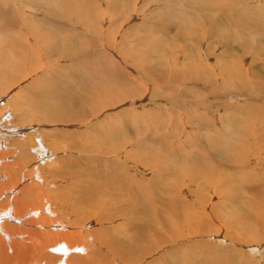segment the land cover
<instances>
[{
  "label": "rangeland",
  "instance_id": "obj_1",
  "mask_svg": "<svg viewBox=\"0 0 264 264\" xmlns=\"http://www.w3.org/2000/svg\"><path fill=\"white\" fill-rule=\"evenodd\" d=\"M131 1L132 2H130V0H0V59H2L3 57V59H6L8 61L15 62L18 60L21 63V66L24 67L20 76V81L22 84H25L26 82H33L31 80L37 79L38 77L39 79H43L45 78V75L46 77L52 76L56 79V74L58 75L61 73L62 76L67 75L77 77L79 75V78L75 84L81 85L91 83V81H96V83L104 85L111 84L112 81L115 84H117V82L125 81L126 86L129 90V93L127 92L128 96L122 97L126 102L124 101V103L123 101H116L115 103L114 101L112 104V108L111 106L107 107L109 108V110H107L106 107V109L102 108L103 104L99 105L100 107L97 108L98 110L94 111H88L85 108L86 111L84 110V112L86 116L85 120H82L84 122H81V124H76L75 122L73 123L72 128L67 129V126L69 125L65 127L64 125L66 124L48 125L39 122L40 124L37 123L38 125H35L36 129L30 131H37L42 135L46 133L55 136H60V134L62 135L64 133L67 134L69 131H71V133H73L74 135L79 134V138L74 139V142L81 143V145L87 146L88 149H90L88 156H84L86 160L84 159V157L80 156L81 152H76L75 150L74 152L73 150L67 151V149L63 150L62 147L59 150H55L54 148L47 146L46 144L39 146L36 142L35 146L31 147V149L27 146L24 148L19 147V145L21 146V144L23 143V140L26 136L17 135L13 130L17 127V124L14 122L16 121V116L22 113L20 110H17V107H15L17 102L16 100H18V95L22 93V84L20 83L19 86L14 85L12 87L16 88L13 89L11 87V89H8L5 94H0V97H3H1L0 99L2 101L0 103V174L2 175H0V178L2 177L0 179V193L2 194H0V205L2 204L0 207V242L2 243H0V264H16L15 260H10V255L15 256L16 260L20 261L17 262V264H58L54 260V258H64L63 260L65 264H80L85 261H91L90 264H108L109 261L107 260L112 256V258H114L116 261L114 260V262L110 264H196V262L204 263L206 259L211 261V259L214 258L216 264H227L224 256H226V252L228 254H232V252L228 250L229 247L235 249L238 252H242L245 254L248 253L247 255L250 257V259L255 262L264 261V240L261 243H252L251 245H247L248 243H246L245 240H240L238 241L239 243L233 244V241L228 239L227 233L229 234V232H231L230 234H232L236 231V235L237 233L239 234V228L237 227H220L221 233L219 231V233L217 232V234L216 231H213L211 237H206L200 242L198 240L197 242L194 239V237L197 236H192L191 238L193 239L186 237V240L184 239L169 243V240L171 241L172 239H177L176 233H173L172 235V232H166L163 234L164 237H161L162 239L160 237L156 238L154 232L159 229H155L153 227V232H149V229L147 228V226L149 225L148 223L145 224L146 220H144L139 215L136 216V214L134 213H124L125 215L122 214V217H117L109 222L99 223L96 218L92 217L93 219H91L87 217L89 215V213L86 212L88 210L87 205H85V207L84 205L81 207V212L79 210H76L78 214L75 215V213L73 214L75 209L73 207H70L69 202L65 203V200L70 201V194L73 195V190L63 188L67 179L65 173L76 170L82 175H85L83 176L82 181H84L85 179V181L88 180V176L86 175H88L90 171L94 172L95 170H97L95 173L99 172L100 170L102 172H106L110 174V176L115 178H112L113 181H121V183H125L124 189H126L127 191L130 188H135V185L136 188L138 187V190L142 189L139 190L137 194L142 198L145 196L139 194L140 192L145 191V189L146 191L148 189L147 192H149L150 188L156 187L159 184L154 181H146L148 180V178L153 179L155 178V176H159L160 174V176H157L156 178H160L162 182H172L171 177L167 175L163 167L156 168V170L149 169L150 164L146 161H143L144 157L142 155L143 153H141V149L145 148L150 149L151 153L154 152L155 155H157L156 158L158 160H161V158L163 160L170 159L171 157H169L170 155L168 153H173L179 150L180 154H190L191 157H188H190L191 160L200 158L199 156H201L202 159L206 162L204 164H207L209 160L206 161V159L212 156L209 154V152L212 150H216L218 153L216 151L214 153L216 155L220 154L219 158L221 157L220 160L218 157L215 159L216 163L218 162L217 164L221 165L220 170H222L224 173L229 172V174H232L233 177L240 176V181H238L237 183H234L232 180H229V182H227L230 184L232 183L234 187L230 186L232 188V191L229 194H226V197L223 195V199L219 198L220 201L224 204L219 203L217 197H212L214 201L212 202V204H222L223 206L218 205L217 207H219L220 210H222V208L225 209L226 212H229L230 210L236 212L237 209L243 210L244 208H246L245 206H248L249 202L254 198V196L257 198V196L260 194V190L264 187V183L262 184V182H264V177H262V174L264 173V170H262L264 169V158H262L264 157V150H261L264 149V0ZM71 4L74 6H76L77 4H81L82 6L77 5L75 11L73 9L74 6H72ZM129 4H131V6ZM57 6H59V9L64 6L66 10L71 9L72 11H69L70 14H59V9L53 10V8H56ZM77 9L80 13L77 12ZM87 10H90L89 12L93 13V15L89 17L86 16V19H83L85 11ZM75 12H77L78 14H75ZM80 14L82 18L80 17V20H77ZM5 17H7L10 21ZM237 18L240 19L238 20ZM84 20L87 21L82 22ZM185 20L186 22L182 23V21ZM199 20L201 21L200 23H202L201 25L198 22ZM194 21H196L197 24H195ZM186 24L189 26H187ZM238 31L239 33L236 34V32ZM30 33H32V35ZM33 36L34 38H32ZM6 39L9 41V43H6ZM34 39L35 41L33 42ZM114 40L116 41L114 42ZM15 41H17L18 43H15ZM7 44L10 46H8ZM21 44H23L25 47H23V45ZM35 44L38 45L39 49ZM12 47L15 48L16 52L13 51ZM70 50L73 51L71 52ZM196 55L198 56L196 57ZM183 62L185 64H183ZM146 63L148 66L146 65ZM151 63H154L152 65V68ZM168 63L170 64V66L172 65V69ZM201 65L204 69H209L208 71L210 72L204 70L202 73V70L199 69L202 67ZM163 66L165 67V69ZM48 67L50 68L49 70ZM190 67L192 68V70ZM34 68H36L37 70ZM46 69L49 72L46 71ZM145 70L147 71V75H145L144 73ZM45 71L48 73H46ZM195 72L198 73L197 76ZM239 73L242 77L238 76ZM200 75L203 77H201ZM205 77H208L207 79H210L211 81L206 80ZM202 78L205 79V81L203 79L205 83L201 81ZM206 81L209 84H207ZM57 82H60L59 79H57ZM165 85L166 87H164ZM205 85H212V87H210L213 89H211L210 87H206ZM216 85L218 88H220L221 91H216L218 89H216ZM205 87L207 90L205 89ZM80 89H84V87L81 86ZM145 89L150 92H147ZM211 92L214 93V96L211 94ZM135 94L137 98L136 100H133L135 98L131 97H135ZM240 94H242V96H240ZM207 95H209V97ZM128 99L132 100L129 101ZM162 100H164V102ZM155 101L156 103H154ZM214 101L215 103H213ZM172 102L173 104H171ZM92 103L95 104V101H93ZM202 103H204L205 105ZM252 103L254 106L252 105ZM201 104L204 105L202 106L203 108L201 107ZM208 104H210L211 106H209ZM241 107L242 109H240ZM253 107H256V109H254ZM252 109L256 110L255 112L258 115ZM203 110H205V112ZM206 110L208 111L207 113ZM201 111H203V114L201 113ZM204 113H206V115ZM9 115L13 116L10 117ZM21 115L27 116L28 113L27 111H25ZM12 118L15 120L13 121ZM86 120H88L89 122ZM251 122H255L256 124ZM30 125L31 122L25 124V126ZM237 126L239 127L237 128ZM159 127L161 130L158 129ZM235 127L238 132H242L245 134L244 137L242 135L238 140V142L242 140L241 149L246 150L245 152H249L244 158H240L241 154L238 156L236 155V153H234L232 156L230 152H228L229 150H226V148L228 147L226 143H231V141L229 140L230 138L228 139L227 137H225L224 141L221 138L223 137L222 134H224L225 132L229 133V131L231 130H236ZM86 131L88 132L86 133ZM256 131L258 132L257 134H255ZM163 132L165 133L163 134ZM245 132L247 133V135ZM260 133H262L261 136ZM89 134L91 136L93 135V138ZM158 134L161 137V140L156 139V137H158ZM230 134H232V131ZM236 134L237 131H235L234 135L236 136ZM95 135L96 137H94ZM255 136L258 139H256ZM259 136H263V140L260 139ZM96 139H99L100 142L103 141V145ZM77 140L80 141L78 142ZM112 140L115 142H112ZM220 140L222 143L220 142ZM254 140L256 141L255 143H253ZM129 143L134 144L132 145V148L130 147ZM167 143H171L172 145H168ZM148 144H150V146H148ZM254 144H257L256 147ZM261 144L263 146H261ZM99 145H102L104 147L107 146V148ZM126 145H128L130 149H127ZM155 145L158 146L159 150H157ZM173 145L177 148L170 150L172 149L171 147ZM259 145L260 147H258ZM44 146L46 147V149L44 148ZM47 147H49V151ZM161 147L164 149L169 148V150L165 149L166 151H164ZM125 148L127 150L126 153H129V151L133 152L132 156L130 155L128 157V155L125 154ZM258 148L260 150H258ZM132 149L133 151H131ZM17 150L20 151L19 155ZM24 150L25 152L31 150L33 154L28 156L27 154H24ZM218 150L222 151V153ZM45 151L46 154L44 153ZM64 152H67L70 155L68 156V154ZM21 153L23 154L20 158ZM74 153H77L78 155H75ZM206 153L207 155L205 156ZM255 153H257L256 156ZM259 153L261 155L263 154V156H261ZM108 154L112 155L109 156ZM123 154L126 157H122ZM140 154L142 155V157L140 156ZM77 156L80 157L79 160L77 159ZM113 156L115 157V159H113ZM138 157L140 158V161ZM68 158L72 163V166L64 165V162ZM141 158H143V160ZM29 159H31L32 161H28ZM123 159H125L127 163L125 162V160L123 161ZM17 160H19L17 162L19 165L16 163ZM77 160L80 162H78ZM91 160L93 164L91 163ZM114 160L117 161L115 162ZM134 160H136V164H134L135 162L133 163ZM183 160V158L182 160L180 159L181 162ZM185 160L184 163L186 162L188 164L190 162L189 160L187 161V159ZM257 160L258 162H256ZM221 161H223V163ZM73 162L78 163L79 167H75L76 170H74ZM243 162L245 163L243 164ZM50 163L54 165V167L51 166ZM102 163H104V167ZM82 164L83 166H80ZM241 164L243 165V168H241ZM16 165H18V167ZM5 167L8 170H6ZM69 167L72 169L71 171L66 170ZM116 168L118 170H116ZM39 169L41 173H39ZM223 169H225V171ZM27 170L28 176L26 177ZM144 170L146 171V174H148V176L143 175V173L145 172ZM161 170L162 172H160ZM121 172L123 176H121ZM8 174H10V176ZM129 175L133 177L131 178ZM257 177L260 180L259 182L255 181V178ZM246 178H249V180H247ZM200 179L201 178H198V181H200ZM204 179L202 178V180ZM205 180L208 179L206 178ZM234 180L236 181L238 179L235 178ZM136 181L139 182L136 183ZM184 182L185 184L189 183L187 181ZM257 183L259 185H257ZM139 184H145V186L139 187ZM179 184L183 185L182 183ZM189 184H191V182ZM130 185L131 187H129ZM26 186L30 187V191L28 188H26ZM239 186H243L242 190ZM114 187L116 186H113V189H116ZM62 188L64 189L65 194L68 196L67 199H65V197L63 196L64 193ZM188 188H185L184 193L190 194ZM108 189L109 188L105 187L102 188L103 192H107ZM22 190L23 192H28V194L23 195L21 193ZM153 190L155 191V189ZM237 191L240 197L237 196ZM124 193L128 195L126 191H124ZM154 193L152 195H154ZM206 193L207 192H205L204 195H206ZM4 199H6L7 201L5 202ZM153 202H158L157 196H154V198H152L151 203ZM245 203L248 204L246 205ZM8 207L10 212L8 211ZM167 211L169 212H167V217H165L164 220L165 225L170 224L171 219L173 218V210ZM7 213H9L8 217ZM207 219H212V217H208ZM143 224L144 226H142ZM56 225L58 227H56ZM137 226L139 228H144L141 230L142 232H139V228H137ZM216 226L219 225L216 224ZM40 227L43 229H40ZM223 229L224 231L227 230V232H223ZM54 232L56 233V236L58 234L62 235L63 232V234L74 235V238L71 241L65 242H60V240L54 242V240L48 239L51 246L47 247L45 241L49 235H55ZM151 234L153 236L150 238ZM100 235H103L107 238L114 237L115 240H118L120 243H122V248H124L125 250L131 249V253L129 254L132 257L131 260L127 261L128 263L122 262L121 259H126L128 257H124L123 254H119L120 249H116V247L109 249L107 246H104L103 244L101 245L99 242L101 238ZM133 237L138 239L139 242H142L143 246L146 247V250L141 248L142 245H130L127 239H131ZM38 241H40L42 245H40ZM155 241H157V243ZM56 242H58L59 244ZM89 243L92 244L90 245ZM34 245L35 247L45 248H43V250L37 248L38 250L32 251L31 249L34 248ZM92 248H95V250H93ZM225 249H227V251ZM4 250L6 254L8 253V257L6 258ZM195 252L197 254H194ZM199 254L203 255V257H206L204 261H201L199 259L197 260V255ZM43 255L46 260L41 258ZM81 255L83 257H81ZM192 257L193 259H191ZM1 258L4 260H2ZM227 260H229L230 262V259L228 257ZM255 262H253V264H257ZM205 264H207V262Z\"/></svg>",
  "mask_w": 264,
  "mask_h": 264
},
{
  "label": "bare ground",
  "instance_id": "obj_2",
  "mask_svg": "<svg viewBox=\"0 0 264 264\" xmlns=\"http://www.w3.org/2000/svg\"><path fill=\"white\" fill-rule=\"evenodd\" d=\"M126 1V0H125ZM129 1V0H128ZM147 1V0H146ZM130 2H132L130 0ZM129 2V3H130ZM134 2V1H133ZM235 2V1H234ZM75 3V2H73ZM138 3V2H137ZM133 4V3H132ZM141 4V3H140ZM67 5V4H65ZM70 5V4H69ZM68 5V6H69ZM72 5V4H71ZM77 5H81V4H77ZM74 6V10L75 8L77 7ZM126 5V4H125ZM131 6V4H129ZM128 5V6H129ZM134 5V4H133ZM82 6V5H81ZM80 6V7H81ZM62 7V6H61ZM67 7V6H66ZM70 7V8H71ZM79 7V8H80ZM129 8V7H127ZM137 8V7H136ZM217 8V7H216ZM59 9V6H57L56 8H53V10H58ZM90 9V8H89ZM134 9V8H133ZM52 10V11H53ZM71 10V9H70ZM70 10H66L65 7L63 6L62 8L59 9V14H66V13H69ZM78 10V9H77ZM80 10H83V9H80ZM91 10V9H90ZM90 10H87L85 11V14L83 16V19H86V16H92L93 13H90L89 11ZM136 10V9H135ZM134 10V11H135ZM215 10V9H214ZM233 10V9H232ZM50 11V10H49ZM51 11V12H52ZM72 11V10H71ZM76 11V10H75ZM138 11V10H137ZM213 11V10H212ZM57 12V11H56ZM79 12V10L77 11ZM75 12V14L77 13ZM73 13V12H72ZM80 13V12H79ZM212 13V12H211ZM214 13V12H213ZM70 14V13H69ZM78 14V13H77ZM5 15V14H4ZM104 15V14H103ZM204 15V13H203ZM102 16V15H101ZM80 17L82 18L81 14L80 16L78 17L77 20H80ZM6 19H8L7 17H5ZM211 18V17H210ZM223 18V17H222ZM236 18V17H235ZM100 19V18H99ZM204 19V18H203ZM238 19V18H237ZM240 19V18H239ZM238 19V20H239ZM9 20V19H8ZM187 20V19H186ZM185 21H182L183 22H186ZM215 20V19H214ZM10 21V20H9ZM87 20H84L82 22H86ZM99 21V20H98ZM213 21V19H212ZM81 22V21H80ZM89 22V21H88ZM188 22V21H187ZM199 23L201 22L200 20L198 21ZM203 22V20H202ZM222 22V21H221ZM90 23V22H89ZM112 23V22H111ZM110 23V24H111ZM195 24L196 21H194ZM194 23H191V24H194ZM24 24V23H23ZM77 24H81V23H77ZM189 24V22H188ZM202 23H200L201 25ZM213 24V23H211ZM215 24V23H214ZM5 25V24H4ZM28 25V24H26ZM187 25V24H186ZM185 25V26H186ZM190 25V24H189ZM187 25V26H189ZM22 26V25H21ZM91 26V25H90ZM183 26V24H182ZM186 26V27H187ZM29 27H30V24H29ZM112 27V26H111ZM26 28V27H25ZM185 28V27H184ZM5 29V28H4ZM13 29V28H12ZM28 29V27H27ZM115 29V28H114ZM186 29V28H185ZM245 30V29H244ZM12 31V30H11ZM208 31V30H206ZM233 33V32H232ZM239 33L236 32V34ZM32 35V33H30ZM98 34V33H97ZM245 34V33H244ZM100 35V34H99ZM234 35V34H233ZM206 36V35H205ZM220 36V35H219ZM245 36V35H244ZM99 37V36H98ZM228 37V36H226ZM233 37V36H232ZM22 38V37H21ZM34 38V36L32 37ZM37 39V38H36ZM113 39V38H112ZM220 39V38H219ZM228 39V38H226ZM225 39V40H226ZM263 39V37H262ZM7 40V39H6ZM10 40V39H9ZM204 40V39H202ZM20 41V40H19ZM35 41V39L33 40V42ZM69 41V40H68ZM116 40H114L115 42ZM171 41V40H170ZM223 41V40H222ZM6 42V41H5ZM17 41H15L16 43ZM174 42V41H173ZM6 43H9V41L7 40ZM18 43V42H17ZM20 43V42H19ZM22 43V42H21ZM66 43V42H65ZM109 43V42H108ZM219 43V41H218ZM217 43V44H218ZM228 43V42H227ZM226 43V44H227ZM12 44V43H11ZM24 44V43H23ZM21 44V45H23ZM42 44V43H41ZM67 44V43H66ZM69 44V43H68ZM110 44V43H109ZM8 45V44H7ZM13 45V44H12ZM38 48V45L35 44ZM65 45V44H64ZM107 45V44H106ZM111 45V44H110ZM109 45V46H110ZM163 45H164V42H163ZM167 45V44H166ZM3 46V45H2ZM10 46V45H8ZM35 46V47H36ZM67 46V45H66ZM117 46V45H116ZM122 46V45H121ZM23 47H25L23 45ZM29 47V46H28ZM69 47V45H68ZM162 47V46H161ZM170 47V46H168ZM224 47V46H223ZM66 48V47H64ZM71 48V47H70ZM111 48V47H110ZM122 48V47H121ZM124 48V47H123ZM167 48V47H166ZM209 48V47H208ZM3 49V48H2ZM13 51L16 52L15 48L12 47ZM23 49V48H22ZM26 49V48H25ZM28 49V48H27ZM39 49V48H38ZM163 49V48H162ZM223 49V48H222ZM24 50V49H23ZM42 50V49H40ZM49 50V49H48ZM120 50V49H119ZM125 50V49H124ZM166 50V49H165ZM182 50V49H181ZM243 50V49H242ZM8 51V50H7ZM21 51V50H20ZM27 51V50H26ZM33 51V49H32ZM50 51V50H49ZM69 51V50H68ZM71 52L73 50H70ZM184 51V50H183ZM29 52V51H28ZM47 52V51H46ZM66 52V51H65ZM223 52H226V51H223ZM12 53V52H11ZM25 53V52H24ZM34 53V52H33ZM42 53V52H41ZM56 53V52H54ZM77 53V52H75ZM184 53V52H182ZM26 54V53H25ZM45 54V53H44ZM4 55V54H3ZM227 55V53H226ZM41 56V55H40ZM185 56V55H183ZM198 55H196L197 57ZM229 56V55H228ZM5 57V56H4ZM160 57V56H159ZM174 57H177V56H174ZM180 57V56H179ZM26 58V57H25ZM29 58V57H28ZM41 58V57H40ZM8 59V58H7ZM160 59V58H159ZM172 59V58H171ZM176 59H179V58H176ZM0 94L1 93H4L8 90V89H11L12 86L16 85V86H19L20 83H21V79H20V76H21V73H22V70L24 67L21 66V63L17 60L15 62H11V61H8L6 59H0ZM12 60V59H11ZM174 60V59H173ZM217 60V59H215ZM78 61V60H77ZM219 61V60H218ZM30 62V61H29ZM157 62H160V61H157ZM168 62V61H167ZM171 62V61H170ZM180 62V61H179ZM182 62V61H181ZM23 63V62H22ZM31 63V62H30ZM41 63V62H40ZM48 63V62H47ZM165 63V62H164ZM172 63V62H171ZM222 63V62H221ZM27 64H28V61H27ZM26 64V65H27ZM118 64V63H117ZM123 64V63H121ZM154 63H151V68H152V65ZM160 64V63H159ZM169 64V63H168ZM166 64V65H168ZM183 64H185L183 62ZM23 65V64H22ZM25 65V63H24ZM23 65V66H24ZM145 65V64H144ZM147 65V63H146ZM145 65V66H146ZM176 65V64H175ZM198 65V64H196ZM43 66V65H41ZM51 66V65H50ZM148 66V65H147ZM161 66V65H160ZM170 66V64H169ZM168 66V67H169ZM177 66V65H176ZM175 66V67H176ZM179 66V65H178ZM200 66V65H199ZM202 66V65H201ZM82 67V66H81ZM122 67V66H121ZM150 67V66H149ZM164 67V66H163ZM171 69H172V65L170 66ZM183 67V66H182ZM185 67V66H184ZM205 67V66H204ZM236 67V66H235ZM28 68V67H27ZM119 68V67H118ZM139 68V67H138ZM157 68V67H156ZM191 68V67H190ZM199 68V67H198ZM228 68V67H227ZM234 68V67H233ZM36 69V68H34ZM45 69V68H44ZM50 68L48 67V70ZM145 69V68H144ZM165 69V67H164ZM177 69V68H176ZM181 69V68H180ZM189 69V68H188ZM202 73L204 70H207L203 68V66L201 68ZM28 70V69H27ZM37 70V69H36ZM43 70V69H42ZM46 69V71H48ZM170 70V69H169ZM182 70V69H181ZM190 70V69H189ZM192 70V68H191ZM190 70V71H191ZM196 70V69H195ZM209 70V69H208ZM207 70V71H208ZM235 70V69H234ZM239 70V69H238ZM45 71V72H46ZM52 71V69H51ZM135 71V70H133ZM149 71V69H148ZM161 71V70H160ZM159 71V72H160ZM39 72H40V69H39ZM44 72V71H43ZM49 72V71H48ZM46 72V73H48ZM54 72V71H53ZM79 72V71H77ZM143 72V70H142ZM146 70H145V75L146 74ZM155 72V71H154ZM198 72V71H197ZM210 72V71H208ZM25 73V72H24ZM149 73V72H148ZM151 73V72H150ZM161 73V72H160ZM184 73V72H183ZM56 74V73H54ZM77 74V73H76ZM81 74V72H80ZM162 74V73H161ZM160 74V75H161ZM182 74V73H181ZM180 74V75H181ZM196 76L198 75V73H196ZM200 74V72H199ZM205 74V72H204ZM203 74V75H204ZM229 74V73H228ZM25 75V74H24ZM45 75V73H44ZM43 75V76H44ZM48 75V74H47ZM52 75V74H51ZM177 75V74H176ZM185 75V74H184ZM242 75V74H241ZM26 76V75H25ZM81 76V75H80ZM132 76V75H131ZM154 76V75H153ZM159 76V75H157ZM165 76V75H164ZM183 76V75H182ZM191 76V75H190ZM201 76V75H200ZM205 76V75H204ZM238 76H240V73L238 74ZM45 78L43 79H39V77L37 79H33L31 81L33 82H26L25 84H22L21 86V92L19 95H18V100H16V106L17 107V110H20L23 114L25 111H27L28 115L27 116H24V115H18L16 116V121H14L15 119H13V121L17 124V127L13 130L16 132L17 135H25L26 137L24 138L23 140V143L21 144V146L19 145V147H28L31 149V147H34L35 146V142L39 145V146H42L43 144H46L47 146H50L52 148H54L55 150H59L61 147L62 149H67V151L69 150H74L76 152H81V155L82 157L84 156H88V153L90 151V149H88L87 146H83L81 145V143H75L74 142V139H78L79 138V134H76L74 135L73 133H71V131H69L67 134L64 133V134H60V136H55V135H50V134H44L42 135L40 132H30L32 131L33 129H36V126L35 125H38L37 123L41 122V123H45V124H66L64 125L65 127L67 125V129L69 128H72L73 127V123L76 122V124H81V122L83 123L84 121L82 120H85V108L88 110V111H94V110H98L97 108L100 107L99 105H102V108H107V107H110L112 108V104L113 102L115 101H125L124 98H122L123 96H128L127 92L129 91L127 86H126V83L125 81H121V82H117V84H115L113 81L111 84H108V85H104V84H100V83H96V81H91V83H88V84H84V85H81V84H75L76 81L78 80L79 78V75L76 77H73V76H62L61 73L60 74H56V79L55 77L52 78L51 77H46V75L44 76ZM167 77V76H166ZM203 77V76H201ZM242 77V76H240ZM22 78V77H21ZM28 78V77H27ZM180 78V77H179ZM190 78V77H189ZM206 78V77H205ZM208 78V77H207ZM206 80H210V79H207ZM57 79H59L60 82H57ZM191 79V78H190ZM194 79V78H193ZM196 79V78H195ZM201 79V78H200ZM204 78H202V82ZM241 79V78H240ZM239 79V80H240ZM243 79V78H242ZM23 80V79H22ZM169 80V79H168ZM185 80V79H184ZM218 80V79H217ZM227 80V79H226ZM186 81V80H185ZM211 81V80H210ZM236 81V80H235ZM136 82V81H135ZM192 82V81H191ZM197 82V81H196ZM207 82V81H206ZM263 82V81H261ZM140 83V82H139ZM167 83V82H166ZM182 83V82H181ZM180 83V84H181ZM198 83V82H197ZM205 83V82H204ZM203 83V84H204ZM221 83V82H220ZM226 83V82H225ZM231 83V82H230ZM264 83V82H263ZM137 84V83H136ZM200 84V83H199ZM202 84V85H203ZM207 84H209L207 82ZM214 84V83H213ZM219 84V83H218ZM169 85V84H167ZM171 85V84H170ZM215 85V84H214ZM213 85V87H214ZM226 85V84H225ZM263 85V84H262ZM81 86L84 87V89H80ZM160 86V85H158ZM163 86V85H162ZM206 87H212V85H205ZM219 86V85H218ZM222 86V85H221ZM224 86V85H223ZM234 86V85H233ZM149 87V86H148ZM166 87V85L164 86ZM163 87V88H164ZM169 87V86H167ZM202 87V86H201ZM205 87V89H206ZM210 87V88H211ZM228 87V86H227ZM230 87V86H229ZM239 87V86H238ZM237 87V88H238ZM13 88V87H12ZM16 88V87H14ZM13 88V89H14ZM150 88V87H149ZM203 88V87H202ZM209 88V89H210ZM217 85H216V89H217ZM224 88V87H222ZM20 89V88H19ZM198 89V88H197ZM204 89V88H203ZM213 89V88H211ZM219 89V90H218ZM216 91H221L220 88H218ZM235 89V88H233ZM239 89V88H238ZM111 90V91H110ZM146 90V89H145ZM173 90V89H172ZM207 90V89H206ZM227 90V89H226ZM232 90V89H231ZM263 90H264V86H263ZM110 91V92H109ZM147 91V90H146ZM145 91V92H146ZM170 91V90H169ZM229 91V90H228ZM233 91V90H232ZM256 91V90H255ZM17 92V90H16ZM147 92H150V91H147ZM172 92V91H171ZM178 92V91H177ZM224 92V90H223ZM230 92V91H229ZM228 92V93H229ZM238 92V91H237ZM129 93V92H128ZM152 93V92H151ZM205 93V92H204ZM220 93V92H219ZM233 93V92H232ZM241 93V92H240ZM17 94V93H16ZM169 94V93H168ZM167 94V95H168ZM176 94V93H175ZM206 94H209V93H206ZM211 94L214 96V93L211 92ZM210 94V95H211ZM224 94V93H222ZM226 94V92H225ZM236 94H239V93H236ZM251 94V93H250ZM13 95V94H12ZM196 95V94H195ZM4 96V95H3ZM131 96V95H130ZM134 96V95H133ZM209 97V95H207ZM222 96V95H221ZM230 96V95H229ZM240 96H242V94H240ZM2 97V96H1ZM0 97V99H1ZM149 97V96H148ZM159 97V96H158ZM163 97V96H162ZM172 97H173V94H172ZM194 97V95H193ZM239 97V96H238ZM3 98V97H2ZM15 98V97H13ZM12 98V99H13ZM129 98V97H128ZM131 98H135L133 100H136V94H135V97H131ZM176 98V97H175ZM224 98V97H223ZM229 98V97H228ZM226 98V99H228ZM122 99V100H121ZM156 99V97H155ZM163 99V98H162ZM179 99V98H178ZM225 99V100H226ZM129 100V99H128ZM132 100V99H130ZM129 100V101H130ZM138 100V99H137ZM152 100V99H151ZM161 100V99H160ZM159 100V101H160ZM205 100V99H204ZM224 100V99H223ZM233 100V99H232ZM95 101V104H93L92 102ZM141 101V100H140ZM139 101V102H140ZM164 102V100H162ZM180 101V100H179ZM186 101V100H185ZM203 101V100H202ZM212 101V100H211ZM2 101L0 100V103ZM126 102V101H125ZM124 102V103H125ZM153 102V101H152ZM169 102V101H168ZM229 102V101H227ZM250 102V101H249ZM253 102V101H251ZM15 103V102H14ZM120 103V102H119ZM156 103V101L154 102ZM158 103V102H157ZM167 103V101H166ZM181 103V102H180ZM195 103V102H194ZM207 103V102H206ZM215 103V101L213 102ZM212 103V104H213ZM232 103V102H231ZM236 103V102H235ZM255 103V102H254ZM151 104V103H150ZM161 104V103H160ZM173 104V102L171 103ZM177 104V103H176ZM190 104V103H189ZM204 104V103H202ZM201 104V107L204 106ZM222 104V103H221ZM226 104V103H225ZM238 104V103H237ZM247 104V103H245ZM162 105V104H161ZM209 106H211L210 104H208ZM207 105V106H208ZM214 105V104H213ZM217 105V104H216ZM215 105V106H216ZM227 105V104H226ZM253 105V103H252ZM257 105V104H256ZM255 105V106H256ZM169 106V105H167ZM172 106V105H171ZM176 106H179V105H176ZM185 106V105H184ZM187 106V105H186ZM193 106V105H192ZM206 106V108H207ZM214 106V107H215ZM224 106V105H223ZM254 106V105H253ZM2 107V106H1ZM162 107V106H161ZM173 107V106H172ZM190 107V106H189ZM197 107V106H195ZM201 107H200V110H201ZM217 107V106H216ZM225 107V106H224ZM4 108V107H3ZM105 108V109H106ZM181 108V106H180ZM203 108V107H202ZM205 108V109H206ZM254 108V107H253ZM1 109V108H0ZM5 109V108H4ZM129 109V108H128ZM164 109V108H163ZM175 109V107H174ZM189 109V108H188ZM194 109V108H193ZM192 109V110H193ZM196 109V108H195ZM215 109V108H214ZM229 109V108H228ZM227 109V110H228ZM234 109V108H233ZM242 109V107L240 108ZM256 109V107L254 108ZM252 109V110H254ZM16 110V108H15ZM107 110H109V108H107ZM111 110V109H110ZM211 110V109H210ZM213 110V109H212ZM250 110V109H249ZM3 111V110H2ZM5 111V110H4ZM86 111V110H85ZM100 111V109H99ZM98 111V112H99ZM134 111V110H133ZM144 111V110H143ZM181 111V110H180ZM196 111V110H195ZM205 112V110H203ZM203 111H201V113L203 114ZM240 111V110H239ZM238 111V112H239ZM256 110H254L255 112ZM96 112V111H95ZM104 112V111H103ZM169 112V111H168ZM208 111L206 110V113ZM242 112V111H241ZM4 113V112H2ZM140 113V112H139ZM151 113V112H150ZM163 113V112H162ZM182 113V112H181ZM186 113V112H184ZM200 113V114H201ZM206 113H204L206 115ZM243 113V112H242ZM253 113V112H251ZM256 113V112H255ZM11 114V113H10ZM93 114V113H92ZM223 114V113H222ZM229 114V113H228ZM257 114V113H256ZM118 115V114H117ZM145 115V114H144ZM150 115V114H149ZM155 115V113H154ZM160 115V114H159ZM158 115V116H159ZM247 115V113H246ZM258 115V114H257ZM255 115V116H257ZM10 116V115H9ZM8 116V117H9ZM13 115H11L10 117H12ZM91 116V115H90ZM157 116V115H156ZM154 116V117H156ZM171 116V115H170ZM192 116V115H191ZM200 116V115H199ZM203 116V115H202ZM220 116V114H219ZM251 116V115H250ZM7 117V118H8ZM165 117V116H164ZM195 117V116H194ZM252 117V116H251ZM87 118V117H86ZM98 118V117H97ZM169 118V117H168ZM183 118V117H182ZM163 119V118H162ZM252 119V118H251ZM259 119V118H258ZM161 120V119H160ZM165 120V119H164ZM178 120V119H177ZM208 120V118H207ZM88 121V120H86ZM96 121V120H95ZM162 121V120H161ZM220 121V120H219ZM257 121V120H256ZM260 121V120H258ZM13 122V123H14ZM28 122H31V125L30 126H25V124H27ZM89 122V121H88ZM92 122V121H91ZM157 122V121H156ZM178 122V121H177ZM12 123V124H13ZM98 123V122H97ZM158 123V122H157ZM251 123H255V122H251ZM263 123V122H262ZM40 124V123H39ZM164 124V123H163ZM175 124V123H173ZM228 124V123H227ZM256 124V123H255ZM261 124V122H260ZM95 125V124H93ZM146 125V124H145ZM168 125V124H167ZM177 125V124H176ZM181 125V124H180ZM226 125V124H225ZM238 125V124H237ZM259 125V124H258ZM14 126V125H13ZM89 126V124H88ZM98 126V125H96ZM115 126V125H114ZM156 126V125H155ZM240 126V125H239ZM237 126V128L239 127ZM245 126V125H244ZM15 127V126H14ZM111 127V126H110ZM154 127V126H153ZM184 127V126H183ZM187 127V126H186ZM241 127V126H240ZM243 127V126H242ZM12 128V127H11ZM90 128V126H89ZM170 128V127H169ZM260 128V127H259ZM102 129V128H101ZM112 129V128H111ZM159 130L160 127L158 128ZM234 129V127H233ZM236 129V127H235ZM246 129V128H244ZM243 129V130H244ZM263 129V128H262ZM175 130V129H174ZM230 130V129H229ZM232 131V134H230ZM229 131V133H224L222 134L223 137H221L223 139V141L225 140V137H227L231 143H226V145L228 146L226 148V150H229L228 152H230V154L233 156L234 153H236V155H240V158L241 157H246V155L249 153V152H245L246 150H242L241 147H242V140L238 142L239 140V137H241L243 135V137L245 136L244 133L242 132H238V130H231ZM235 131H237V134L236 136L234 135ZM245 131V130H244ZM262 131V130H260ZM88 131H86L87 133ZM98 132V131H97ZM111 132V131H110ZM171 132V131H170ZM19 133V134H18ZM154 133V132H153ZM160 133V132H159ZM165 132H163L164 134ZM246 133V132H245ZM258 132L256 131L255 134H257ZM146 134V133H145ZM161 134V133H160ZM162 134V136H163ZM167 134V133H166ZM206 134V133H205ZM90 135V134H89ZM112 135V134H111ZM110 135V136H111ZM147 135V134H146ZM172 135H175V134H172ZM202 135V134H201ZM214 135V134H212ZM220 135V134H219ZM247 135V133H246ZM262 135V133H260V136ZM55 136V137H54ZM83 136V135H82ZM91 136V135H90ZM88 136V137H90ZM93 136V135H92ZM91 136V137H92ZM113 136V135H112ZM169 136V135H168ZM204 136V135H203ZM254 136V135H253ZM259 136V137H260ZM96 137V135L94 136ZM171 137V136H170ZM207 137V136H206ZM242 137V138H243ZM263 137V136H262ZM262 137H260V139H262ZM93 138V137H92ZM103 138V137H102ZM115 138V137H114ZM127 138V137H126ZM172 138V137H171ZM211 138V137H210ZM220 138V139H221ZM226 138V139H227ZM250 138V137H249ZM256 138V136H255ZM106 139V137H105ZM109 139V138H108ZM107 139V140H108ZM157 140H161V137L159 136L158 134V137H156ZM155 139V140H156ZM216 139V138H215ZM218 139V138H217ZM244 139V138H243ZM258 139V138H256ZM264 139V138H263ZM262 139V140H263ZM97 140V139H96ZM156 140V141H157ZM174 140V139H173ZM78 142L80 140H77ZM90 141V139H89ZM95 141V140H94ZM98 142L99 139L97 140ZM118 141V140H117ZM124 141V140H123ZM126 141V140H125ZM164 141V140H163ZM177 141V140H176ZM207 141V140H206ZM213 141V140H212ZM249 141V140H248ZM260 141V140H259ZM45 142V143H43ZM96 142V141H95ZM111 142V141H110ZM112 142H115L112 140ZM138 142V141H137ZM160 142V141H159ZM169 142V141H168ZM209 142V141H208ZM221 142V140H220ZM256 141L254 140L253 143H255ZM262 142V141H261ZM102 145H103V141L100 142ZM118 143V142H116ZM116 143H115V146H116ZM150 143V142H149ZM182 143V142H180ZM222 143V142H221ZM258 143V142H257ZM18 144V143H17ZM88 144V143H86ZM128 144V143H127ZM130 144V143H129ZM135 144V142H134ZM134 144H130V147L132 148V145ZM154 144V143H153ZM168 144V143H167ZM171 144V143H169ZM168 144V145H169ZM215 144V143H214ZM246 144V143H245ZM252 144V142H251ZM45 145V146H46ZM102 145H99V146H102ZM125 145V144H124ZM123 145V146H124ZM159 145V144H158ZM165 145V144H164ZM172 145V144H171ZM255 145V144H254ZM257 145V144H256ZM255 145V147H256ZM44 146V148L46 149V147ZM113 146V145H112ZM138 146V145H137ZM148 146H150V144H148ZM156 146V145H155ZM181 146V145H180ZM205 146V145H204ZM210 146V144H209ZM261 146H263L261 144ZM96 147V146H94ZM104 147V146H102ZM125 147V146H124ZM167 147V146H166ZM171 147V146H170ZM206 147V146H205ZM221 147V146H219ZM252 147V146H251ZM254 147V148H255ZM260 147V145L258 146ZM39 148V147H38ZM49 147H47L48 149ZM91 148V147H90ZM104 148H107V146H105ZM126 148L127 149H130L128 147V145H126ZM126 148L124 149L125 151V154L128 155V157L132 154L133 152H130L129 153H126L127 150ZM145 148V147H144ZM150 148V147H149ZM157 150H159L158 146H156ZM162 148V147H161ZM160 148V149H161ZM172 149L170 150H173L174 148H177V147H174V145L171 147ZM253 148V149H254ZM34 149V148H32ZM103 149V148H102ZM115 149V148H114ZM121 149V148H120ZM141 149V148H140ZM146 149V148H145ZM141 149V153H143V157H144V160L143 158H141L143 161H146L147 163L150 164L149 166V169H155L156 168H161L163 167L164 171L167 173L168 176L171 177V181L172 182H162V180H160V178H156L157 176H155V178L151 179V178H148V180L146 181H154V182H157L159 183L156 187H152L150 188L149 192L148 189L146 191V187L143 188L145 189V191H142L140 192L139 194H141L142 196H145V197H140L138 196V192L139 190H142V189H139L138 190V187L136 188V185H135V188H130L128 191L126 189H124L125 187V183H121V181H113L112 180V176H110V174L106 173V172H102L101 170L97 173H95L97 170H95L94 172L90 171V173L86 176H88V180L85 181H82V178L83 176L85 175H82L81 173L77 172V170L75 169V167L78 166V163L76 162H73V167H74V170L76 171H72V172H69V173H65L67 179H66V183H65V186L63 188H67V189H71L73 190V195L70 194L69 196V200H65V203L66 202H69L70 204V207H73L75 210L73 212V214L75 213V215L78 214V212L76 210H79L81 212V207L84 205H87L88 206V210L86 211L87 213H89V215L87 216L88 218H91L93 219L92 217L96 218L99 223H103V222H109V221H112L114 220L115 218H119L122 214L126 213V214H131V213H134L139 216H141L144 220H146L145 224L148 223L149 226H147V229L149 232L152 231V228L154 227L155 229H159L157 231L154 232V235H156L155 237L158 238V237H164V233L166 232H172V235L173 233H176L174 235L177 236V239L174 240L172 239L171 241L169 240V243H173V242H177V241H180V240H186V237L187 238H190V239H193L191 238L192 236H197V237H194V239L197 241H201L202 239L206 238V237H211L212 236V232L216 231V233L220 231V227L224 228L227 227V226H232L233 228L234 227H237L239 228L238 231H239V234L237 233L236 235V231L233 232L232 234H230L231 232H229V234L227 233L228 235V239L232 240L233 241V244L235 243H239L238 241L240 240H245L246 243H248L247 245H251L252 243L253 244H257V243H261L263 240H264V187L260 190V194L257 196V198L254 196V198L248 203H245L246 205L248 204V206H245L246 208H244L243 210H238L237 208V211L234 212L233 210H230L229 212H226L225 209L222 208V210L219 209V207H217L218 205H221L223 206L222 204H219V203H223L220 201V199H223V195L225 196L226 194H229L232 190V188L230 186H233V184L231 185L230 183H227L229 182V180H232L234 183H237L239 180V177L240 176H237V177H233L232 174H229L228 173H224L221 169V165L220 164H217L216 163V158L218 157L219 158V155H216L214 152V150H211L209 152L210 156L207 160H209V162L207 164H204L206 163L201 156H199L200 158H195V159H190V154L189 155H185L184 153L183 154H180L179 153V150L178 151H175L173 153H168L171 157L170 159H166V160H163L161 158V160H158L156 157L157 155H155V153H151L150 152V149ZM152 149V148H151ZM164 151L166 150H169L168 149H164L162 148ZM182 149V148H181ZM184 149V148H183ZM204 149V148H203ZM209 149V148H208ZM217 149V148H216ZM251 149V148H250ZM112 150V149H111ZM137 150V148H136ZM200 150V149H199ZM222 150V148H221ZM225 150V151H226ZM258 150H260L258 148ZM261 150H264V149H261ZM18 151V155H19V150ZM49 151V149H48ZM100 151V150H99ZM115 151V150H114ZM133 151V149L131 150ZM162 151V150H161ZM160 151V152H161ZM181 151V150H180ZM185 151V150H184ZM208 151V150H207ZM219 151V150H218ZM224 151V152H225ZM39 152V151H38ZM62 152V151H61ZM72 152V151H71ZM70 152V153H71ZM121 152V150H120ZM217 152V151H216ZM222 153V151H219ZM251 152V151H250ZM260 152V151H259ZM263 152V151H261ZM46 154V151L44 152ZM50 153V152H49ZM64 153H67V152H64ZM94 153V152H93ZM96 153V151H95ZM102 153V152H101ZM175 153V154H174ZM177 153V154H176ZM182 153V152H181ZM188 153V152H187ZM218 153V152H217ZM227 153V152H226ZM23 153L20 154V158H21V155ZM24 154H27L28 156L32 155L33 152H31V150L25 152L24 150ZM68 154V153H67ZM73 154V153H72ZM75 154V153H74ZM77 154V153H76ZM75 154V155H76ZM135 154V153H134ZM257 153H255V156H256ZM260 154V153H259ZM70 154H68L69 156ZM78 155V154H77ZM109 156H111L112 154H108ZM142 155L140 154V156L142 157ZM167 155V154H166ZM207 155V153L205 154V156ZM214 155V156H213ZM228 155V154H227ZM261 155V154H260ZM102 156V155H101ZM106 156V155H105ZM116 156V155H114ZM113 156V159H115V157ZM134 156V155H133ZM190 156V157H188ZM230 156V155H229ZM263 156V154L261 155ZM260 156V157H261ZM32 157V156H31ZM72 157V156H71ZM122 157H126L123 156ZM136 157V155H135ZM204 157V156H203ZM231 157V156H230ZM117 158V157H116ZM139 158V157H138ZM182 158L185 160L187 159V161L189 160L190 162L187 164L186 162L184 163V160L181 162L180 159L182 160ZM193 158V157H192ZM221 158V157H220ZM219 158V160H220ZM264 158V157H262ZM71 159V158H70ZM76 159V157H75ZM77 159L79 160L80 157L77 156ZM85 159V157H84ZM102 159V158H101ZM134 159V158H133ZM21 160V159H20ZM31 159H29L28 161H30ZM35 160V159H33ZM77 160V161H78ZM86 160V159H85ZM84 160V161H85ZM89 160V159H88ZM125 159H123L124 161ZM223 160V159H222ZM251 160V159H250ZM249 160V161H250ZM256 160V159H255ZM259 160V159H258ZM258 160L256 162H258ZM262 160V159H261ZM260 160V161H261ZM19 160L16 161V163L18 162ZM23 161V160H22ZM26 161V160H25ZM32 161V160H31ZM30 161V162H31ZM74 161V160H73ZM82 161V159H81ZM113 161V160H112ZM115 162L117 160H114ZM136 160L133 161V163L135 162ZM139 161H140V158H139ZM166 161V162H165ZM186 161V160H185ZM264 161V160H263ZM80 162V161H78ZM90 162V161H89ZM88 162V163H89ZM102 162V161H101ZM126 162V160H125ZM130 162V161H129ZM144 162V163H146ZM223 163V161H221ZM247 162V161H246ZM15 163V164H16ZM21 163V162H19ZM84 163V162H83ZM91 163H92V160H91ZM98 163V162H97ZM127 163V162H126ZM141 163V162H140ZM139 163V164H140ZM236 163V162H235ZM239 163V162H238ZM245 162H243L244 164ZM11 164V163H9ZM18 164V163H17ZM29 164V163H28ZM43 164V163H41ZM45 164V163H44ZM85 164V163H84ZM93 164V163H92ZM95 164V163H94ZM104 163H102L103 165ZM110 164V163H109ZM125 164V163H124ZM131 164H132V161H131ZM136 164V162L134 163ZM143 164V163H142ZM253 164V163H252ZM250 164V165H252ZM19 165V164H18ZM18 165H16L18 167ZM47 165V164H45ZM51 166L54 167V165H52L50 163ZM49 165V166H50ZM64 165H69V166H72V163L69 161V158L64 162ZM96 165V164H95ZM100 165V164H98ZM225 165V164H223ZM242 165V164H241ZM248 165V166H250ZM42 166V165H41ZM48 166V165H47ZM80 166H83L80 165ZM115 166V164H114ZM113 166V167H114ZM132 166V165H131ZM260 166V165H259ZM262 166V165H261ZM8 167V166H7ZM11 167V166H10ZM21 167V166H20ZM25 167H28V166H25ZM44 167V165H43ZM46 167V166H45ZM52 167V168H53ZM79 167V166H78ZM104 167V165H103ZM145 167V166H143ZM238 167V166H237ZM247 167V166H246ZM254 167V166H253ZM9 168V167H8ZM47 168V167H46ZM111 168V167H110ZM109 168V169H110ZM115 168V167H114ZM127 168V167H126ZM140 168V167H138ZM224 168V167H223ZM227 168V167H226ZM243 168V165L242 167ZM6 169V167H5ZM4 169V171H5ZM24 169V167H23ZM37 169V168H36ZM56 169V167H55ZM91 169V168H90ZM121 169V168H120ZM2 170V168H1ZM8 170V169H6ZM50 170H51V167H50ZM62 170V169H61ZM66 170L68 171H71L72 169L69 167L67 168ZM113 170V168H112ZM116 170H118L116 168ZM127 170V169H126ZM225 171V169H223ZM264 170V169H262ZM23 171V170H22ZM21 171V172H22ZM32 171V170H31ZM37 171V170H36ZM122 171V170H121ZM145 171V170H144ZM159 171V170H158ZM157 171V172H158ZM239 171V170H238ZM236 171V172H238ZM2 172V171H1ZM24 172V171H23ZM115 172V171H114ZM125 172V171H124ZM127 172V171H126ZM130 172V171H129ZM138 172V171H137ZM151 172V171H150ZM162 172V170L160 171ZM159 172V173H160ZM235 172V171H233ZM250 172V171H249ZM8 173V171H7ZM10 173V172H9ZM26 177L28 176V170L26 172ZM39 173L40 172V169H39ZM37 173V174H39ZM128 173V172H127ZM141 173V172H140ZM158 173V174H159ZM240 173V172H239ZM244 173V172H243ZM12 174V173H11ZM21 174V173H20ZM23 174V173H22ZM31 174H34V173H31ZM92 174H95V175H92ZM1 175V174H0ZM5 175V174H4ZM3 175V176H4ZM10 176V174H8ZM41 175V174H40ZM134 175V174H133ZM143 175H147L146 174V171L143 173ZM150 175V174H149ZM238 175V174H237ZM2 176V175H1ZM7 176V175H6ZM22 176V175H21ZM25 176V175H24ZM39 176V175H38ZM37 176V177H38ZM120 176V175H119ZM121 176L122 175V172H121ZM130 176V175H129ZM160 176V174H159ZM158 176V177H159ZM167 176V177H168ZM30 177V176H29ZM35 177V176H34ZM131 177V176H130ZM133 177V176H132ZM131 177V178H132ZM135 177V176H134ZM140 177V176H139ZM259 177V176H258ZM255 178V181L256 182H259V178ZM262 177H264V173L262 174ZM2 178V177H1ZM0 178V179H1ZM124 178V177H123ZM198 178H201L200 181H198ZM202 178L204 179H208V180H202ZM235 178H237L238 180H234ZM33 179V178H32ZM31 179V180H32ZM115 179V178H113ZM125 179V178H124ZM146 179V178H145ZM241 179V178H240ZM247 180H249V178H246ZM44 180V179H43ZM117 180V179H116ZM167 180V179H165ZM243 180V178H242ZM82 181V182H81ZM102 181V182H101ZM184 181H187V182H191V184L187 183L185 184ZM72 182V183H71ZM124 182V181H123ZM139 182V181H138ZM136 181V183H138ZM248 182V181H247ZM129 183V182H128ZM179 183H182L183 185H180ZM264 182H262L263 184ZM146 184V183H145ZM144 185H141L139 184L140 186L139 187H142V186H145ZM191 185V186H190ZM244 185V184H243ZM248 185V184H247ZM257 185H259L257 183ZM30 186V185H29ZM29 186H26V188H30ZM113 186H116L114 188L116 189H113ZM138 186V185H137ZM147 186V185H146ZM105 187V188H109L107 192H103L102 188ZM122 187V189H121ZM131 187V185L129 186ZM184 187V188H183ZM189 187V188H188ZM234 187V186H233ZM240 187V186H239ZM62 188V189H63ZM128 188V187H127ZM185 188H188L189 190V193H184V190ZM243 186L240 187V189L242 190ZM251 188V187H250ZM249 188V189H250ZM1 189V188H0ZM32 189V188H31ZM136 189V190H135ZM155 189V191L153 190ZM248 189V188H247ZM24 190V189H23ZM22 190V194H28V192H23ZM33 190V189H32ZM1 191V190H0ZM30 191V189H29ZM124 191H126L128 193V195L126 193H124ZM137 191V193H136ZM206 195H204L205 192ZM245 191V190H244ZM155 192V193H154ZM257 192V191H256ZM34 193V192H33ZM63 193H64V197L65 199L68 198V196L65 194V191L63 189ZM154 193V195H152ZM236 193V192H235ZM1 194V193H0ZM45 194V193H44ZM184 194V195H183ZM237 196H239V193L237 191ZM246 194V193H245ZM2 195V194H1ZM54 195V194H53ZM249 195V194H248ZM29 196V195H28ZM52 196V195H51ZM154 196H157L158 198V202L155 203H151L152 201V198H154ZM215 196L218 198L219 200V203L218 204H212L213 199L212 197ZM30 197V196H29ZM226 197V196H225ZM17 198V197H16ZM195 198V199H194ZM220 198V199H219ZM246 198V196H245ZM17 200V199H16ZM4 201L6 202L7 200L4 199ZM44 201V200H43ZM247 201V199H246ZM218 202V201H217ZM216 202V203H217ZM8 203V202H7ZM237 203V202H236ZM151 204V205H150ZM158 204V205H157ZM224 204V203H223ZM2 205V204H1ZM0 205V207H1ZM235 205V204H234ZM83 207V208H84ZM144 207V208H143ZM6 208V207H5ZM132 208V209H131ZM86 209V208H85ZM173 210V218L171 219V222L170 224L168 225H165L164 224V220H165V217H167V210ZM8 211L10 212L9 210V207H8ZM85 211V210H84ZM1 212V211H0ZM9 213H7V217H8ZM125 215V214H124ZM58 216V215H57ZM135 216V215H133ZM71 217V216H70ZM86 217V218H87ZM122 217V216H121ZM208 217H212V219H207ZM74 218V217H72ZM135 218V217H134ZM82 219V218H81ZM45 220V219H44ZM44 220H41V221H44ZM120 221V220H119ZM45 222H48V221H45ZM43 222V223H45ZM55 222V221H54ZM63 222V221H62ZM77 222V221H76ZM75 222V223H76ZM52 223V222H51ZM118 223V222H117ZM138 223V222H137ZM39 224V223H38ZM48 224V223H47ZM62 224V223H60ZM59 224V225H60ZM88 224V223H87ZM140 224V223H139ZM216 224H218L219 226H216ZM33 225V224H32ZM40 225V224H39ZM46 225V224H45ZM64 225V224H62ZM61 225V226H62ZM98 225V224H97ZM141 225V224H140ZM28 226V225H27ZM144 226V224L142 225ZM45 227V226H44ZM56 227H58L56 225ZM65 227V226H63ZM73 227V226H72ZM27 228V227H25ZM48 228V227H47ZM137 228H139L137 226ZM40 229H43L40 227ZM144 229V228H139V232ZM172 229V231H171ZM27 230V229H26ZM226 230V229H225ZM1 231V229H0ZM30 231V230H29ZM32 231V230H31ZM40 232V231H39ZM47 232V231H46ZM50 232V231H49ZM142 232V231H141ZM144 232V231H143ZM153 232V231H152ZM223 232H227L224 231L223 229ZM222 232V234H223ZM55 233V232H54ZM148 233V232H147ZM217 233V234H218ZM221 233V231H220ZM3 234V233H2ZM45 234V233H44ZM47 234V233H46ZM106 234V233H105ZM214 234V233H213ZM215 234V235H217ZM5 235V234H4ZM80 235V234H79ZM116 235V234H115ZM48 236V235H47ZM50 236V235H49ZM46 239V241H48V239H52L55 241H71L73 240L74 238V235L72 234H63L62 232V235L61 234H58L56 236V233L55 235H52ZM78 236V235H77ZM101 238L99 240L100 244L104 245V246H107L109 249L113 248V247H116V249H120L119 251V254H123L124 257H128L126 259H121L122 262H125V263H128L127 261L131 260V256L129 255L131 252L130 250L131 249H124L121 247V244L118 240H115L114 237H104L103 235H100ZM103 236V237H102ZM153 235L151 234L150 238L152 237ZM225 236V235H223ZM79 237V236H78ZM174 237V236H173ZM1 238V237H0ZM83 238V237H82ZM198 238H201V239H198ZM224 238V237H223ZM95 239V238H94ZM141 239H142V236H141ZM149 239V238H148ZM162 239V238H161ZM189 239V240H190ZM89 240V239H88ZM96 240V239H95ZM128 240V243H130V245L132 246H135V245H139L141 246L142 245V249L146 250V247L143 246L142 242H139L138 239L136 238H129L127 239ZM150 240V239H149ZM207 240V239H206ZM45 243L47 244V247L48 246H51L50 242H46ZM97 241V240H96ZM164 241V240H163ZM166 241V240H165ZM197 241V242H198ZM40 243V245H42V243L40 241H38ZM91 242V241H90ZM154 242V241H153ZM157 243V241H155ZM222 242V241H221ZM1 243V242H0ZM58 243V242H56ZM79 243V242H78ZM84 243V241H83ZM2 244V243H1ZM1 244H0V247H1ZM54 244V243H53ZM59 244V243H58ZM90 244V243H89ZM88 244V245H89ZM92 244V243H91ZM90 244V245H91ZM94 244V243H93ZM145 244V242H144ZM148 244V243H147ZM178 244V243H177ZM232 244V245H233ZM56 245V244H55ZM82 245V244H81ZM87 245V246H88ZM129 245V244H128ZM175 245V244H174ZM193 245V244H192ZM246 245V244H244ZM27 246V245H26ZM32 246V245H31ZM61 246V244H60ZM95 246V245H94ZM131 246V247H132ZM151 246V244H150ZM34 248L31 249L32 251H36L38 250L37 248H40V250H43V248L45 247H35V245L33 246ZM75 247V246H74ZM78 247V245H77ZM100 247V246H99ZM149 247V246H148ZM162 247V246H161ZM179 247V245H178ZM4 248V247H3ZM81 248V247H80ZM83 248V247H82ZM245 248V247H244ZM74 249V248H73ZM71 249V250H73ZM78 249V248H77ZM76 249V251H77ZM93 250H95V248H92ZM101 249V248H100ZM51 250V249H50ZM88 250V249H87ZM227 251V249H225ZM228 250H230L232 252L231 253H225L226 256L225 257V261L227 264H253V260L250 259V257L245 254V253H242V252H238L236 251L235 249L229 247ZM54 251V250H52ZM104 251V250H103ZM67 252V251H66ZM91 252V251H90ZM210 252V251H209ZM4 253H5V250H4ZM30 253V252H29ZM28 253V254H29ZM75 253V252H74ZM72 253V254H74ZM78 253V251H77ZM93 253V252H92ZM95 253V251H94ZM148 253V252H146ZM170 253V252H169ZM8 254V253H7ZM5 253V258L8 257ZM31 254V253H30ZM70 254V255H72ZM118 254V255H119ZM145 254V253H144ZM194 254H197L196 252ZM2 255V254H1ZM77 255V254H75ZM95 256V255H94ZM192 256V255H191ZM10 260H15L16 264L17 262H20L18 260H16L15 256H12L10 255ZM81 257H83L81 255ZM113 257V256H112ZM109 258L107 261L108 264L110 263H113L114 262V258ZM222 257V256H221ZM227 257L230 259V262L229 260H227ZM42 259L46 260V258L44 257V255L41 257ZM95 258V257H94ZM99 258H102V257H99ZM181 258V257H180ZM206 257H203V255L199 254L197 255V260H201V261H204ZM2 259V258H1ZM37 259V258H36ZM64 259V258H63ZM63 259H60V258H54V260L58 263V264H65L64 260ZM169 259V258H168ZM193 259V257L191 258ZM190 259V260H191ZM4 260V259H2ZM97 260V259H96ZM126 260V261H125ZM180 260V259H179ZM105 261V260H104ZM106 261V262H107ZM116 261V260H115ZM6 262V261H5ZM97 262V261H96ZM182 262V261H181ZM207 262H209V264H216V261H215V258L214 259H211V261H209L208 259H206L204 261V263H199V262H196V264H205ZM7 263V262H6ZM50 263V262H49ZM77 263V262H76ZM91 261H85V262H82L80 264H90ZM101 263V262H100ZM105 263V262H104ZM257 264H264V261L263 262H255ZM78 264V263H77ZM96 264V263H95ZM102 264V263H101ZM120 264V263H119Z\"/></svg>",
  "mask_w": 264,
  "mask_h": 264
}]
</instances>
